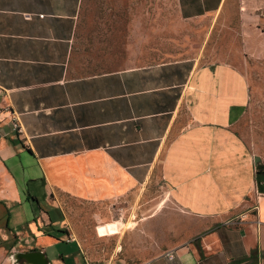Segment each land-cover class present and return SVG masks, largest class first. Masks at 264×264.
<instances>
[{"label":"crops","instance_id":"obj_1","mask_svg":"<svg viewBox=\"0 0 264 264\" xmlns=\"http://www.w3.org/2000/svg\"><path fill=\"white\" fill-rule=\"evenodd\" d=\"M224 1L180 0V11L201 18ZM85 2L0 0V264H27L16 255L31 251L84 264L62 227L63 197L116 204L152 183L192 218L193 236L141 264H264V195L235 131L243 75L191 60L78 75ZM242 2L245 17L264 8ZM242 32L247 52L263 56L260 29Z\"/></svg>","mask_w":264,"mask_h":264},{"label":"rangeland","instance_id":"obj_2","mask_svg":"<svg viewBox=\"0 0 264 264\" xmlns=\"http://www.w3.org/2000/svg\"><path fill=\"white\" fill-rule=\"evenodd\" d=\"M183 14L180 0H86L73 54L76 73L184 60L229 64L248 88L235 131L264 163V54L250 55L242 32L244 24L252 23L264 36V8L256 17H245L242 0H225L201 18L188 20ZM62 206L64 232L79 243L89 264H141L193 236L194 221L169 201L159 183L116 204L63 197ZM115 223L114 235L107 227Z\"/></svg>","mask_w":264,"mask_h":264},{"label":"water","instance_id":"obj_3","mask_svg":"<svg viewBox=\"0 0 264 264\" xmlns=\"http://www.w3.org/2000/svg\"><path fill=\"white\" fill-rule=\"evenodd\" d=\"M254 166L256 170V189L264 195V163L259 156H254ZM17 260H23L27 264H49L45 255L41 251H31L16 255Z\"/></svg>","mask_w":264,"mask_h":264},{"label":"built area","instance_id":"obj_4","mask_svg":"<svg viewBox=\"0 0 264 264\" xmlns=\"http://www.w3.org/2000/svg\"><path fill=\"white\" fill-rule=\"evenodd\" d=\"M12 129L16 132H20V127L18 126L17 120L14 119V121L12 122ZM173 253L172 252H168L166 253V257L167 258H172ZM84 264H89L87 261L84 262Z\"/></svg>","mask_w":264,"mask_h":264},{"label":"bare ground","instance_id":"obj_5","mask_svg":"<svg viewBox=\"0 0 264 264\" xmlns=\"http://www.w3.org/2000/svg\"><path fill=\"white\" fill-rule=\"evenodd\" d=\"M121 226H124L123 223L120 224ZM118 227H119V224L118 223H115V224H111L107 227V229L109 230V233L111 234H116L118 233ZM126 227V226H125ZM133 230V229H132Z\"/></svg>","mask_w":264,"mask_h":264}]
</instances>
